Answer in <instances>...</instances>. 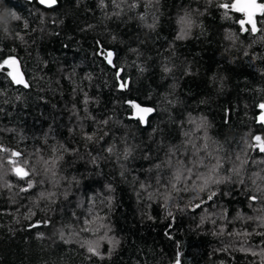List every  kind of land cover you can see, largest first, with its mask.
Returning <instances> with one entry per match:
<instances>
[{
  "label": "trees",
  "instance_id": "16d2710c",
  "mask_svg": "<svg viewBox=\"0 0 264 264\" xmlns=\"http://www.w3.org/2000/svg\"><path fill=\"white\" fill-rule=\"evenodd\" d=\"M231 1L0 0V264H264V6Z\"/></svg>",
  "mask_w": 264,
  "mask_h": 264
},
{
  "label": "water",
  "instance_id": "95a60500",
  "mask_svg": "<svg viewBox=\"0 0 264 264\" xmlns=\"http://www.w3.org/2000/svg\"><path fill=\"white\" fill-rule=\"evenodd\" d=\"M32 1V0H27ZM40 5L44 7H53L57 4V0H45L46 3L53 4L48 6V4L40 3V0H36ZM263 3L259 0H232L230 2L231 9L238 13L243 14V22H249L254 19V17L259 14L263 8ZM6 64L11 70V76L16 84L24 85L26 83V77L19 62L16 58H11L7 60ZM132 105V117L139 119L142 124H146L147 118L153 113L154 109L150 105L141 104L136 100L131 102ZM258 120L261 118L258 116ZM264 121V120H263Z\"/></svg>",
  "mask_w": 264,
  "mask_h": 264
},
{
  "label": "snow or ice",
  "instance_id": "6c2138e0",
  "mask_svg": "<svg viewBox=\"0 0 264 264\" xmlns=\"http://www.w3.org/2000/svg\"><path fill=\"white\" fill-rule=\"evenodd\" d=\"M40 3H42V4H48V6L53 5V4L46 3L45 0H40ZM101 53H102V55H103V49H101ZM5 66H6V65H5ZM5 66L0 67V70H3V68H4ZM198 208H199V207H198Z\"/></svg>",
  "mask_w": 264,
  "mask_h": 264
},
{
  "label": "rangeland",
  "instance_id": "374dc122",
  "mask_svg": "<svg viewBox=\"0 0 264 264\" xmlns=\"http://www.w3.org/2000/svg\"><path fill=\"white\" fill-rule=\"evenodd\" d=\"M241 22L244 24L243 20H241ZM6 62H7V61H6ZM259 117L261 118L262 121L264 120V110L261 111Z\"/></svg>",
  "mask_w": 264,
  "mask_h": 264
},
{
  "label": "flooded vegetation",
  "instance_id": "af4514ba",
  "mask_svg": "<svg viewBox=\"0 0 264 264\" xmlns=\"http://www.w3.org/2000/svg\"><path fill=\"white\" fill-rule=\"evenodd\" d=\"M264 4V2H262ZM264 6V5H263Z\"/></svg>",
  "mask_w": 264,
  "mask_h": 264
}]
</instances>
